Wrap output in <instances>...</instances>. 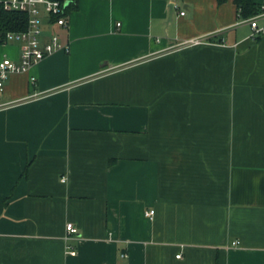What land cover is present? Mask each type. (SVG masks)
I'll use <instances>...</instances> for the list:
<instances>
[{
    "label": "crops",
    "instance_id": "0c3cea01",
    "mask_svg": "<svg viewBox=\"0 0 264 264\" xmlns=\"http://www.w3.org/2000/svg\"><path fill=\"white\" fill-rule=\"evenodd\" d=\"M247 20L234 0H76L55 30L69 51L0 96V264H264V36Z\"/></svg>",
    "mask_w": 264,
    "mask_h": 264
},
{
    "label": "built area",
    "instance_id": "2783aa9c",
    "mask_svg": "<svg viewBox=\"0 0 264 264\" xmlns=\"http://www.w3.org/2000/svg\"><path fill=\"white\" fill-rule=\"evenodd\" d=\"M72 0H0V10L26 13L29 17L28 28L23 32H9L1 44L19 43L21 46L20 60L18 62L9 58L0 61V96L5 92L9 78L14 74L29 72L34 66L47 56L57 51H69V47L62 44L57 28H66L69 24V8ZM186 12L182 11L181 16ZM253 36H264V0L260 4V12L248 19ZM120 26V24H118ZM48 37V40H46ZM200 40H191L186 45L200 44ZM33 83L36 82L32 78ZM11 102H0V110L10 106ZM154 211L146 213L153 217ZM78 228L73 223L67 224L66 239L78 234ZM67 253L77 255L76 250L68 246ZM181 258V254L177 256Z\"/></svg>",
    "mask_w": 264,
    "mask_h": 264
},
{
    "label": "trees",
    "instance_id": "16d2710c",
    "mask_svg": "<svg viewBox=\"0 0 264 264\" xmlns=\"http://www.w3.org/2000/svg\"><path fill=\"white\" fill-rule=\"evenodd\" d=\"M72 1L69 11L76 9V0ZM227 1L217 0L219 5H223ZM234 4L237 8L238 18L242 20L250 19L260 12V4L254 0H234ZM28 19L29 17L26 13L0 10V44L3 43L4 38L9 32L26 31L28 28Z\"/></svg>",
    "mask_w": 264,
    "mask_h": 264
},
{
    "label": "water",
    "instance_id": "95a60500",
    "mask_svg": "<svg viewBox=\"0 0 264 264\" xmlns=\"http://www.w3.org/2000/svg\"><path fill=\"white\" fill-rule=\"evenodd\" d=\"M172 7H173V5H172ZM173 12V11H172Z\"/></svg>",
    "mask_w": 264,
    "mask_h": 264
}]
</instances>
